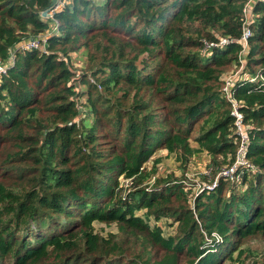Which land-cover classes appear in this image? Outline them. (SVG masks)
I'll use <instances>...</instances> for the list:
<instances>
[{
	"label": "trees",
	"instance_id": "obj_1",
	"mask_svg": "<svg viewBox=\"0 0 264 264\" xmlns=\"http://www.w3.org/2000/svg\"><path fill=\"white\" fill-rule=\"evenodd\" d=\"M50 2L0 0V60L53 25ZM244 2L69 0L54 15L47 52H15L0 82V264H222L241 255L244 238L264 240V87L245 78L235 97L256 167L241 177L249 185L237 191L241 182L219 178L193 200L179 182L139 187L159 148L183 161L205 151L211 180L233 163L238 136L221 75L242 45L203 48L240 37ZM253 14L247 76L264 69V0ZM78 50L86 68L75 77L69 63ZM120 177L137 179L124 195ZM167 216L175 236L148 223ZM94 221L115 222L140 250L129 255ZM212 232L222 237L217 251H207Z\"/></svg>",
	"mask_w": 264,
	"mask_h": 264
},
{
	"label": "built area",
	"instance_id": "obj_2",
	"mask_svg": "<svg viewBox=\"0 0 264 264\" xmlns=\"http://www.w3.org/2000/svg\"><path fill=\"white\" fill-rule=\"evenodd\" d=\"M69 0H55L52 6L48 9L49 17L51 18L52 26L44 33H40L36 36H31L23 41L18 42L10 51L8 58L6 61L0 60V82L2 77L6 74L9 66H11L15 59L16 51H25L31 49H40L44 52H47L46 41L49 36L54 34L53 31H56L55 28L58 25V21L55 19L54 15L57 11L61 10ZM257 0H245L242 7V30L241 35L238 39L236 38H228V37H220L216 41H204V52L214 49L216 47L225 46L231 42L241 43L242 49L238 56V63L235 65L236 69L231 72H226L229 74L228 76L222 78V97L225 98L230 104V114L233 117V128L235 130L236 135L238 136V148L236 150L235 159L233 163L222 168L211 180L209 170H205V176L209 177L207 179H202V181H196L195 183H191L187 178H182L180 180H176L174 182H179L184 185L186 190H189V196L193 200L197 195L204 191H211L215 189L218 185L219 178H223L224 180H232L235 183H240L241 177L243 174H252L256 171V167L250 163L248 159H246V148L248 143V125L244 123V116L242 111L240 110L241 100H238L235 97V90L238 87V82L242 79H247L251 83H256L259 87H264V74L263 70L256 72L252 76H247L243 72L244 68V52L247 48L248 38L251 35L250 24L253 21V4ZM209 53V52H208ZM225 73V74H226ZM243 73V75H242ZM127 182H130V179H126ZM193 190H196L193 193ZM203 232V230H202ZM204 233V232H203ZM206 243L208 244L207 251L216 250V244L222 242V237L217 232H212L209 236L205 234Z\"/></svg>",
	"mask_w": 264,
	"mask_h": 264
},
{
	"label": "rangeland",
	"instance_id": "obj_3",
	"mask_svg": "<svg viewBox=\"0 0 264 264\" xmlns=\"http://www.w3.org/2000/svg\"><path fill=\"white\" fill-rule=\"evenodd\" d=\"M70 68L73 71L75 77H79L82 71L86 68V54L82 50L72 52L70 54ZM236 69L235 66H231L227 71L223 72L221 79L228 76L226 72H231ZM226 73V74H225ZM91 81H94L92 78ZM83 90L82 85L76 86V91ZM119 92L117 95H120ZM83 100L82 97L79 98L78 102L80 103ZM84 116V115H83ZM80 117V116H79ZM196 134L193 133L192 136ZM191 146H195V142L192 138L189 139ZM208 163V155L205 151L194 154L188 160H177L174 154H168L167 150L164 148H159L154 151L150 158L143 164V167L146 168V171H149L151 174L147 180L142 182L139 187L154 188V184L158 183L160 188L165 184H170L176 180L182 178H187L189 182L195 183L196 181H202L205 179V168ZM250 176V175H249ZM209 178V177H207ZM166 180H169L166 182ZM137 182V179L134 180ZM134 181L132 183L127 182L124 178H119V187L122 188L121 191H118L119 194L124 195L129 191V186L136 184ZM248 182H242L240 184H235L234 188L237 191H243L247 186ZM132 190V189H131ZM196 190H193L195 193ZM145 212V209L137 211V214L142 215ZM150 227L157 225L161 228L164 236L176 235L177 222L173 220L172 217H162L159 220H154L152 217L148 219ZM94 229L99 235L108 238L109 234L112 233L115 238V242H124L122 248H126L127 253L132 255L133 253L140 250L142 245L139 241L134 242L132 239H125V235L120 232L118 225L115 222L112 223H102L98 221L93 222ZM243 249L241 255L237 258L238 251L233 253L232 260H224V264H264V240L261 236H249L244 238L240 246ZM218 247L216 250L217 251ZM156 254V253H155ZM158 257L153 258V263H157ZM184 259H181V263ZM222 263V264H223Z\"/></svg>",
	"mask_w": 264,
	"mask_h": 264
},
{
	"label": "water",
	"instance_id": "obj_4",
	"mask_svg": "<svg viewBox=\"0 0 264 264\" xmlns=\"http://www.w3.org/2000/svg\"><path fill=\"white\" fill-rule=\"evenodd\" d=\"M54 2H55V0H51V2H50V6H52ZM42 14H43V15H47V10L43 11Z\"/></svg>",
	"mask_w": 264,
	"mask_h": 264
}]
</instances>
